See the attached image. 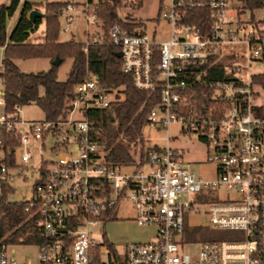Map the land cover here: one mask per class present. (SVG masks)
<instances>
[{"label": "built area", "instance_id": "obj_1", "mask_svg": "<svg viewBox=\"0 0 264 264\" xmlns=\"http://www.w3.org/2000/svg\"><path fill=\"white\" fill-rule=\"evenodd\" d=\"M134 1L141 2L122 0L118 19H127ZM64 2L58 18L69 31L73 12L81 13L86 52L103 38L100 0ZM194 6L209 8L207 34L181 23ZM242 13L228 0H159L157 16L170 25L168 40L157 42L144 28L131 31L119 23L108 29L133 87L159 94L146 121L166 132V146L147 148L139 168L109 164L104 146L91 138L88 112L109 107L121 93L102 87L93 72L86 70L53 120H25L19 106L6 113L0 96V187L13 189L8 200L21 186L16 183L26 181L21 168L34 151L40 157L30 197L20 199L34 222L35 260L18 263L14 245L0 244V264H113L115 251L96 241L92 228L108 222L124 201L133 206V221L155 234L151 241L127 244L121 264H264V17L241 21ZM217 63L224 78L213 71ZM172 125L203 143L213 177H198L179 158L171 146ZM186 212L203 214L211 230L234 236L188 241ZM192 245L198 246L194 254L186 249Z\"/></svg>", "mask_w": 264, "mask_h": 264}, {"label": "trees", "instance_id": "obj_2", "mask_svg": "<svg viewBox=\"0 0 264 264\" xmlns=\"http://www.w3.org/2000/svg\"><path fill=\"white\" fill-rule=\"evenodd\" d=\"M193 2L208 0H187ZM239 11H249L251 15L264 7V0H228ZM19 0H11L8 5L0 4V48L3 56L0 62V80L2 84L3 110L12 113L16 106L23 107L35 103L43 112L44 118L53 120L62 114L67 98L75 84L82 81L86 70L96 74L105 89H117L120 100L105 109H91L88 112L91 138L104 146L105 159L111 165L140 167L144 161L145 147L142 132L147 126L146 117L149 111L158 104L159 94L138 90L133 87L131 78L122 72L119 50L111 44L108 29L114 23L133 31L144 28V23L130 16L118 19V10L122 0H100L98 17L102 22L103 38L100 42L88 45L73 39L61 42L58 40L60 22L57 11L66 6V2H46L43 20L34 23L28 20V13L40 6L24 2L20 17L7 36V23L15 12ZM39 5V6H38ZM131 8L141 6L140 1L130 3ZM44 22L43 37L40 41H31V34ZM181 23L192 28L198 35L207 34L211 18L207 6L187 7ZM59 57L60 65L67 58L72 59L66 80L57 79V69L53 66L47 71L36 73L22 72L15 63L17 59L48 58L51 62ZM214 73L224 78L226 71L222 63L214 66ZM4 134V133H3ZM10 166L14 162H9ZM0 199V244H34L37 236L34 222L24 212L26 203L8 200L13 189L3 184ZM27 232H32L26 237ZM212 239H231L232 231H213ZM23 238L19 242V238ZM104 242L115 251L114 246L106 239Z\"/></svg>", "mask_w": 264, "mask_h": 264}, {"label": "rangeland", "instance_id": "obj_3", "mask_svg": "<svg viewBox=\"0 0 264 264\" xmlns=\"http://www.w3.org/2000/svg\"><path fill=\"white\" fill-rule=\"evenodd\" d=\"M11 0H0V4L8 5ZM66 0H22L9 19L7 23V35H10L16 22L20 17V13L24 2L40 4L37 7L42 13H44V4L46 2H64ZM158 5L159 0H141V6L138 8H129L126 10L130 17L136 18L144 23V29L150 36H154L157 42L168 40L170 37V25L163 17H158ZM78 9V7H77ZM122 14V12H121ZM75 19L69 25V31H65V23L63 19H59L60 30L58 40L61 42L68 41L71 38L76 42H83L85 36L83 30L86 27L83 20L81 19L80 12H73ZM259 20L264 17V9L255 11L253 15L251 12L244 11L240 15L241 21H248L250 17ZM44 23L39 25L35 35L31 36V41L37 42L43 33ZM90 32H98V28L89 26ZM71 32V33H70ZM159 57V47H156V59ZM225 61V58L223 59ZM52 62L48 58H37V59H17L16 65L18 68L25 73H36L40 71H47ZM72 59L67 58L57 69V79L59 81L66 80ZM253 70L259 69L258 65H252ZM0 88L2 84L0 81ZM21 117L25 120H40L44 118L42 110L33 102L29 105L23 106L21 111ZM179 128L176 125H172L170 128V134L172 137L171 146L176 149L179 158L182 161L187 162L191 165L192 170L197 174L198 177L208 179L213 177V167L206 161V153L203 143L194 135H181L178 133ZM142 139L145 150L157 145L159 147L166 146V132L158 126L147 125L142 132ZM43 158H49L48 153L43 154ZM39 153L33 152V159L27 165L22 167L23 174H26V181L22 180L16 183V186L21 185L17 188L15 194L9 197V200L16 201L22 198L30 197V187L32 183L31 177L37 173L39 166ZM145 168V166L143 167ZM131 170V169H126ZM31 176V177H30ZM23 177H20V179ZM133 206L130 202L124 201L118 205L112 211L111 219L106 222L103 226L98 225L92 228L94 232V238L96 241H104L106 239L109 243L114 246L115 256L117 261L113 264H121L123 262V252L127 244L132 242H145L153 240L152 236L155 234L154 228L139 226L133 221ZM184 237L188 241H206L211 240L215 235L213 230L208 225V220L203 214L185 213L184 215ZM215 232V231H214ZM15 250L13 257L18 263H23L29 259L35 260L37 247L35 244H16L12 247ZM187 251L192 254L198 251V246L192 245L186 248ZM114 261V259H113Z\"/></svg>", "mask_w": 264, "mask_h": 264}, {"label": "water", "instance_id": "obj_4", "mask_svg": "<svg viewBox=\"0 0 264 264\" xmlns=\"http://www.w3.org/2000/svg\"><path fill=\"white\" fill-rule=\"evenodd\" d=\"M45 17V14L36 10V9H33L31 10L29 13H28V20L31 22V23H34L36 21V19H42ZM120 57V55H119ZM61 63V59L59 57H56L53 61H52V65L53 66H59ZM4 95V92L2 90H0V96H3Z\"/></svg>", "mask_w": 264, "mask_h": 264}, {"label": "crops", "instance_id": "obj_5", "mask_svg": "<svg viewBox=\"0 0 264 264\" xmlns=\"http://www.w3.org/2000/svg\"><path fill=\"white\" fill-rule=\"evenodd\" d=\"M22 1V0H21ZM5 5V4H4ZM34 9H36V10H38L37 8H34ZM38 11H40V10H38ZM41 12V11H40ZM44 18H42L41 20H43ZM42 23H44V22H42ZM38 28H39V26H38ZM38 28H37V30H38ZM36 30V31H37ZM44 30V29H43ZM6 31H7V29H6ZM36 31L34 32V33H32L31 34V36H33V35H35V33H36ZM43 32V31H42ZM71 33V32H70ZM8 36V35H7ZM30 36V37H31ZM40 38L39 39H37L38 41H40L41 39H42V37H43V33L41 34V36H39ZM72 39V38H71ZM60 41V40H59ZM2 56H3V48H0V62H1V59H2ZM15 63H16V60H15ZM1 68V67H0ZM1 81V80H0ZM0 90H2L1 88H0Z\"/></svg>", "mask_w": 264, "mask_h": 264}]
</instances>
